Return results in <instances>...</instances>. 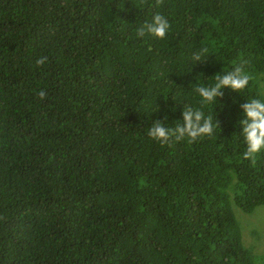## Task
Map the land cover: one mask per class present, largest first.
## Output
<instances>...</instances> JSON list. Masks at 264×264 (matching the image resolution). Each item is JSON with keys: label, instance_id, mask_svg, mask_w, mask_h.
Wrapping results in <instances>:
<instances>
[{"label": "trees", "instance_id": "16d2710c", "mask_svg": "<svg viewBox=\"0 0 264 264\" xmlns=\"http://www.w3.org/2000/svg\"><path fill=\"white\" fill-rule=\"evenodd\" d=\"M154 3L0 0V264H264L231 209L264 206V154L242 159L239 125L264 100V0ZM156 13L166 38L137 37ZM241 64L247 89L204 108L212 137L147 135Z\"/></svg>", "mask_w": 264, "mask_h": 264}, {"label": "clouds", "instance_id": "9594fccd", "mask_svg": "<svg viewBox=\"0 0 264 264\" xmlns=\"http://www.w3.org/2000/svg\"><path fill=\"white\" fill-rule=\"evenodd\" d=\"M143 3L144 0H141ZM164 0H155L154 6L160 7ZM170 23L165 16L156 13L150 22H144L136 29V35L143 38L146 35L157 39H165L169 30ZM207 48L202 49L193 55L195 62H202L201 57L207 53ZM48 62L47 56L37 57L35 67L40 68ZM214 83L210 85H198L194 91L200 99V107L185 105L182 112L183 121L177 123L175 127H168L157 120L148 129L147 135L161 144V146H172L173 144L186 141L188 144H194L205 137H212L220 123L212 114L205 115L204 108L217 103L222 99L224 89H231L236 93H243L253 75L245 70L244 65H235L231 70L219 73L214 76ZM40 100L46 99V92L41 89L37 93ZM244 119L239 122L243 128L242 136L246 145V150L242 154V159L249 161L250 166H255L261 154H264V100L251 99L241 105Z\"/></svg>", "mask_w": 264, "mask_h": 264}, {"label": "rangeland", "instance_id": "374dc122", "mask_svg": "<svg viewBox=\"0 0 264 264\" xmlns=\"http://www.w3.org/2000/svg\"><path fill=\"white\" fill-rule=\"evenodd\" d=\"M257 90L264 98V74H261L257 80ZM231 209L239 227L241 238H249L253 253L261 256L264 260V206H257L250 214H242L234 207H231ZM241 216H246L250 223L249 226L242 227Z\"/></svg>", "mask_w": 264, "mask_h": 264}]
</instances>
